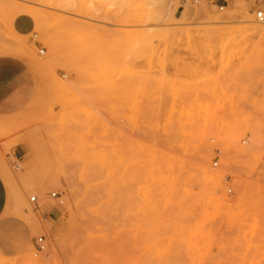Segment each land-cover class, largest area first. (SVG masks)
<instances>
[{
	"label": "rangeland",
	"instance_id": "rangeland-1",
	"mask_svg": "<svg viewBox=\"0 0 264 264\" xmlns=\"http://www.w3.org/2000/svg\"><path fill=\"white\" fill-rule=\"evenodd\" d=\"M206 2L0 0V264H264V0Z\"/></svg>",
	"mask_w": 264,
	"mask_h": 264
},
{
	"label": "bare ground",
	"instance_id": "bare-ground-1",
	"mask_svg": "<svg viewBox=\"0 0 264 264\" xmlns=\"http://www.w3.org/2000/svg\"><path fill=\"white\" fill-rule=\"evenodd\" d=\"M120 1L125 2V3H138V2L143 1V0H120ZM146 1L148 2V6H152V7L158 8V6L161 4V0H146ZM194 1H195V5L187 6L183 10V16L184 17H192L194 15L201 16V15L205 14L204 10H205L206 3H207L206 0H194ZM67 9H69V8H67ZM258 12L259 11H257V13ZM171 13H172V7H171V3H170L167 6V8H165V16H170ZM257 13H256V20L258 21ZM21 14L26 15V16H30L31 18H33L35 20L36 25L47 33L48 27L46 25L45 16L42 12L36 11L33 9L22 8V9H19L18 11H16V13L14 14V18H16L18 15H21ZM250 14H251V17H253V13L251 12ZM216 20H218V19H216ZM250 31H251L252 36H257V35L263 36L264 35V27H256V28L250 29ZM217 33L219 34L220 39L224 38V33H221V32H217ZM52 50H54V46L52 47ZM33 61H34V59H33ZM34 62H36V60ZM40 64L44 65L43 63H40ZM48 207H50V204H47V205L44 204L42 207H40L39 213L44 214L48 210Z\"/></svg>",
	"mask_w": 264,
	"mask_h": 264
},
{
	"label": "built area",
	"instance_id": "built-area-1",
	"mask_svg": "<svg viewBox=\"0 0 264 264\" xmlns=\"http://www.w3.org/2000/svg\"><path fill=\"white\" fill-rule=\"evenodd\" d=\"M257 19L260 23H263L264 22V13L262 11H259L257 13ZM43 52V51H42ZM217 165V164H216ZM53 197H56L57 195L56 194H52ZM31 201L32 202H35L36 201V197H32L31 198ZM44 238L43 237H40L38 240H37V243H36V250L37 252H42L44 249H45V245H44Z\"/></svg>",
	"mask_w": 264,
	"mask_h": 264
},
{
	"label": "crops",
	"instance_id": "crops-1",
	"mask_svg": "<svg viewBox=\"0 0 264 264\" xmlns=\"http://www.w3.org/2000/svg\"><path fill=\"white\" fill-rule=\"evenodd\" d=\"M19 23V21L17 22ZM5 200H6V187L0 178V215L3 214L5 209Z\"/></svg>",
	"mask_w": 264,
	"mask_h": 264
}]
</instances>
